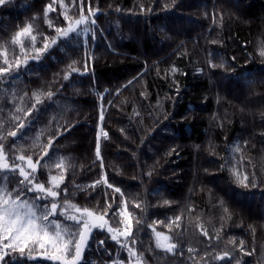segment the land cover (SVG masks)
<instances>
[{
    "label": "trees",
    "instance_id": "1",
    "mask_svg": "<svg viewBox=\"0 0 264 264\" xmlns=\"http://www.w3.org/2000/svg\"><path fill=\"white\" fill-rule=\"evenodd\" d=\"M78 5H0V65L5 55L14 59L11 40L29 24L40 48L67 27L65 14L73 23L81 14L95 20L91 33L60 39L39 61L23 38L29 63L0 82V131L17 132L4 141L9 156L14 144L24 149L17 155L44 157L37 177L46 186L66 158L60 187L73 204L103 214L106 202L113 210L121 203L113 188L121 189L132 237L118 243L94 230L81 264H137L121 246L132 241L142 264H264V0H91L95 16L89 0L83 13ZM69 65L79 72L65 80ZM7 180L13 188L16 177ZM105 218L122 227L112 210ZM152 229L171 236L176 250L157 248ZM44 251L30 260L10 253L5 264H55Z\"/></svg>",
    "mask_w": 264,
    "mask_h": 264
},
{
    "label": "snow or ice",
    "instance_id": "2",
    "mask_svg": "<svg viewBox=\"0 0 264 264\" xmlns=\"http://www.w3.org/2000/svg\"><path fill=\"white\" fill-rule=\"evenodd\" d=\"M6 2L7 0H0V5H4ZM90 3L91 0H89L88 11L91 16H95L96 12L92 10ZM73 4H76V0H73ZM78 7L80 12L83 13L84 0H79ZM64 19L68 21L67 27L56 28L57 36L51 40V43L48 42L47 37H43L42 47L40 48L35 47L37 37L32 35V25L29 24L16 32L11 40L14 59L10 62L7 56H4L3 64L0 65V82L6 81L8 78H14L13 73H18L21 67H26L29 63L23 38H26L34 49L31 59L39 61L41 56L50 47H54L60 39L69 41L82 34L87 35L91 33V25L95 23L94 19H90L83 14L74 23L66 14ZM46 22L50 28L53 27L51 21ZM16 46H19L20 54L25 56L22 62L15 59ZM260 54L264 55V50ZM73 64H75V61H73ZM84 66L87 69V60L84 61ZM212 66L215 67V65ZM68 67L69 71L64 76L65 80H68L73 73L79 72V69L74 68L72 65ZM131 83L130 81L129 84ZM33 95L35 96V93ZM48 98H52L51 92L48 93ZM37 102H40L38 98ZM16 111L19 113L23 109L18 108ZM19 119V115L11 116L10 122L13 120L19 121ZM101 119H103V113H101ZM24 127L23 123L19 124V128L23 129ZM2 129L3 125L0 124V130ZM8 136L16 138L17 132L0 131V264H5V257H9L10 253H18L20 259H34L32 253L37 248L45 250L42 254L43 258L53 261L55 264H81L84 250L88 246L94 230H106L111 234L110 238L118 243L121 242L122 238L124 241H128L132 237L131 213L127 211V204L123 200V193L120 188H113L111 184L107 185V187L113 188L114 193L120 194L121 203L117 204L113 210L112 205L106 202L103 214L73 204L66 198L67 187L63 189L60 187L64 183V173L67 171L66 158H59L58 162L53 165V167L60 170V174L54 176L49 173L46 186L44 182H38L37 177L39 167H48L47 164L42 166L40 164L44 157H38L34 162L31 156L17 155V152L24 151V149L22 147L18 149L14 144L10 147L11 156H9L5 151L4 144ZM38 140L39 137H36V141ZM235 150L238 152L239 147L237 146ZM44 155L47 156V152ZM96 156L102 164L99 142L96 144ZM10 159L11 163L9 162ZM231 171L235 181L241 186L247 187V175H244L243 180H241L240 173L235 170V167ZM10 175L16 177L15 186L11 189L8 187L7 180ZM102 182L106 183V177L103 181H97L90 187L95 188L96 184ZM62 192L65 194L63 202L58 199ZM136 207L139 208L140 206L136 205ZM108 210H112V214L120 218L117 223L122 227L113 228L111 226L105 218L108 215ZM137 224H139L138 220ZM152 230L157 248L167 252L176 250V244L171 243V236L161 231H155V229ZM203 234L208 235L207 232ZM103 243V241H100L101 245ZM243 243V241H240L241 250H243ZM134 244L135 241H132V244L123 243L121 246L127 249L130 259L135 256L137 264H142L139 254L135 252ZM49 249L51 251H48ZM228 256L229 254L225 253L223 257L219 258L224 259Z\"/></svg>",
    "mask_w": 264,
    "mask_h": 264
},
{
    "label": "rangeland",
    "instance_id": "3",
    "mask_svg": "<svg viewBox=\"0 0 264 264\" xmlns=\"http://www.w3.org/2000/svg\"><path fill=\"white\" fill-rule=\"evenodd\" d=\"M264 8V7H263ZM136 40V39H135ZM138 41V40H136ZM236 96L237 97H240L242 100V103H247L248 104V101L250 100V95L248 93V91H241V94L239 93H236ZM243 96V97H242ZM215 184H220L219 181H215ZM129 212V211H128ZM133 228V227H132ZM130 264H136L135 261H132Z\"/></svg>",
    "mask_w": 264,
    "mask_h": 264
}]
</instances>
